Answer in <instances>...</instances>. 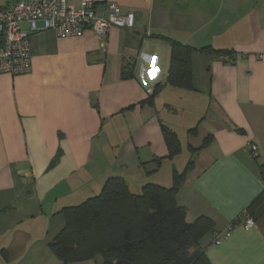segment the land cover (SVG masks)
<instances>
[{
	"label": "crops",
	"instance_id": "1",
	"mask_svg": "<svg viewBox=\"0 0 264 264\" xmlns=\"http://www.w3.org/2000/svg\"><path fill=\"white\" fill-rule=\"evenodd\" d=\"M111 1L135 12L133 28L35 32L31 70L0 74V264H63L50 243L66 207L100 194L113 176L140 194L148 183L171 187L184 171L176 199L188 222L214 221L200 242L212 264H264V213L249 229L243 217L264 190V0ZM164 38L194 49L193 89L168 83ZM165 127L179 139L176 155Z\"/></svg>",
	"mask_w": 264,
	"mask_h": 264
},
{
	"label": "trees",
	"instance_id": "2",
	"mask_svg": "<svg viewBox=\"0 0 264 264\" xmlns=\"http://www.w3.org/2000/svg\"><path fill=\"white\" fill-rule=\"evenodd\" d=\"M164 39L172 49L168 83L193 89L191 55L194 49L185 43ZM201 50L218 56L232 54L211 46ZM160 88L158 84L155 92ZM165 137L170 153L178 154L176 133L165 127ZM210 140L208 137L206 143ZM260 168L264 180V164ZM186 174L187 171L175 172L171 187L148 183L140 194L133 193L123 177L108 178L100 194L64 209L66 226L50 247L63 264L98 255L104 257L100 264H212L200 242L214 230V221L200 216L188 222L187 209L176 199ZM263 213L264 190L246 210L255 220Z\"/></svg>",
	"mask_w": 264,
	"mask_h": 264
},
{
	"label": "built area",
	"instance_id": "3",
	"mask_svg": "<svg viewBox=\"0 0 264 264\" xmlns=\"http://www.w3.org/2000/svg\"><path fill=\"white\" fill-rule=\"evenodd\" d=\"M134 11L125 12L111 0H20L12 6H0V74L20 75L31 70V35L53 30L60 38L79 37L87 29L104 37L112 28L135 26ZM29 23V28L23 24ZM254 158L259 155L255 143L250 145ZM244 227L256 221L244 213ZM234 225L215 233L214 242L221 244L231 236Z\"/></svg>",
	"mask_w": 264,
	"mask_h": 264
},
{
	"label": "rangeland",
	"instance_id": "4",
	"mask_svg": "<svg viewBox=\"0 0 264 264\" xmlns=\"http://www.w3.org/2000/svg\"><path fill=\"white\" fill-rule=\"evenodd\" d=\"M164 171H165V170H164ZM100 256H102V255L96 256V258H98V257H100ZM96 258H92V259H94V260L96 261Z\"/></svg>",
	"mask_w": 264,
	"mask_h": 264
}]
</instances>
